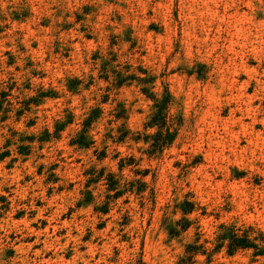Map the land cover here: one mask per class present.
I'll return each mask as SVG.
<instances>
[{
  "label": "rangeland",
  "instance_id": "1",
  "mask_svg": "<svg viewBox=\"0 0 264 264\" xmlns=\"http://www.w3.org/2000/svg\"><path fill=\"white\" fill-rule=\"evenodd\" d=\"M231 230L264 247V0H0V264H264Z\"/></svg>",
  "mask_w": 264,
  "mask_h": 264
},
{
  "label": "trees",
  "instance_id": "2",
  "mask_svg": "<svg viewBox=\"0 0 264 264\" xmlns=\"http://www.w3.org/2000/svg\"><path fill=\"white\" fill-rule=\"evenodd\" d=\"M155 102L153 106L155 107V111L150 117V119L146 122V125L153 126L156 125L157 127H161L164 125V115L163 110H165L167 103H168V95L162 97L161 99L154 98ZM92 117L88 116L83 120V123L86 125L90 122ZM61 129L60 127H56L55 131ZM174 131L169 133L168 131L165 132V134H162L160 130H156L154 133H152L150 136L152 138L151 143L149 144L150 149H162L164 145H167L171 142L173 138ZM74 142L82 145L86 144V142L82 141V139H76ZM20 146H18L19 148ZM180 208L183 212L189 211L192 207V203L184 200L180 205ZM174 229L171 228L170 231L172 232ZM223 238H228L226 242V247L228 252H232L237 248H246L251 247L254 249L253 255H261L264 258V247L259 246L258 243L254 242L252 239L249 238L247 235L246 230L243 232L236 233V231L231 230L227 234H222L219 236V239L222 240ZM255 239V238H253ZM260 240L263 241L264 238L260 237ZM222 244V242H221ZM220 245V243H219ZM187 248L190 247V245L186 246Z\"/></svg>",
  "mask_w": 264,
  "mask_h": 264
}]
</instances>
